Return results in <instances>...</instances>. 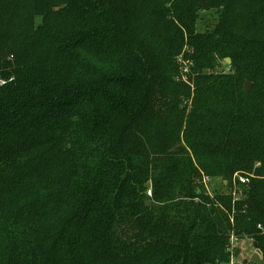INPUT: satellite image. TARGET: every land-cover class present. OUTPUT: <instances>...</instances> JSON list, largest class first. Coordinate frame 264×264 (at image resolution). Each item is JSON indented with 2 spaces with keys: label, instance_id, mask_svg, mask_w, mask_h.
Listing matches in <instances>:
<instances>
[{
  "label": "trees",
  "instance_id": "trees-1",
  "mask_svg": "<svg viewBox=\"0 0 264 264\" xmlns=\"http://www.w3.org/2000/svg\"><path fill=\"white\" fill-rule=\"evenodd\" d=\"M0 80V264H264V0H0Z\"/></svg>",
  "mask_w": 264,
  "mask_h": 264
},
{
  "label": "rangeland",
  "instance_id": "rangeland-1",
  "mask_svg": "<svg viewBox=\"0 0 264 264\" xmlns=\"http://www.w3.org/2000/svg\"><path fill=\"white\" fill-rule=\"evenodd\" d=\"M199 12L196 28L198 30H205L213 26L216 21L217 15L215 11H197ZM40 20L39 17L35 18V22ZM177 58V56H176ZM186 61H183L184 64ZM228 62H224L222 64V69L225 72H229L230 68L228 66ZM205 173H202V175ZM220 187V179L211 177L210 180L206 183V189L208 192L214 191V189ZM148 193V191H147ZM236 247L240 248V253L238 256L234 258L235 264H261V252L255 248L251 240L249 238H240L238 240L233 241Z\"/></svg>",
  "mask_w": 264,
  "mask_h": 264
},
{
  "label": "built area",
  "instance_id": "built-area-1",
  "mask_svg": "<svg viewBox=\"0 0 264 264\" xmlns=\"http://www.w3.org/2000/svg\"><path fill=\"white\" fill-rule=\"evenodd\" d=\"M179 61H181V59L179 58L178 59ZM188 72V65H187V63L185 62L184 63V65L182 66V78H185V74ZM4 83V81L3 80H0V84H3ZM234 176H236L237 178H238V181L240 182V183H245V182H247V180H248V178H247V176L246 175H243V174H234ZM210 180V176L209 175H207V174H203L202 175V177H201V181L203 182V184L205 185V187H206V183L208 182ZM148 193H150V190H148ZM235 240H237V239H235L234 237H232L231 238V242H232V244H231V250H233V248H234V242L233 241H235ZM235 252V251H234ZM234 258H235V256H234V254L232 253L231 254V256H230V260H229V262L228 263H226V264H235V260H234Z\"/></svg>",
  "mask_w": 264,
  "mask_h": 264
},
{
  "label": "water",
  "instance_id": "water-1",
  "mask_svg": "<svg viewBox=\"0 0 264 264\" xmlns=\"http://www.w3.org/2000/svg\"><path fill=\"white\" fill-rule=\"evenodd\" d=\"M225 61L229 63L230 62V58L226 57ZM251 85H252L251 82L245 81L244 82V91L247 92L250 89ZM179 148H180V146H179ZM239 253H240V248L236 247L235 252H234V256L235 257L238 256Z\"/></svg>",
  "mask_w": 264,
  "mask_h": 264
}]
</instances>
